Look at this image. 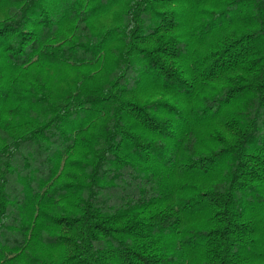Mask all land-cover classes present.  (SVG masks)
Here are the masks:
<instances>
[{"label": "trees", "instance_id": "trees-1", "mask_svg": "<svg viewBox=\"0 0 264 264\" xmlns=\"http://www.w3.org/2000/svg\"><path fill=\"white\" fill-rule=\"evenodd\" d=\"M0 264H264V0H0Z\"/></svg>", "mask_w": 264, "mask_h": 264}, {"label": "rangeland", "instance_id": "rangeland-1", "mask_svg": "<svg viewBox=\"0 0 264 264\" xmlns=\"http://www.w3.org/2000/svg\"><path fill=\"white\" fill-rule=\"evenodd\" d=\"M37 66V65H35ZM35 66H33L35 68ZM72 70H70L71 72ZM69 73V70L65 67L63 70L58 71L54 68H49V69H42V77L47 79V82L50 84H65V81L61 79V77L67 75ZM202 128V126H201Z\"/></svg>", "mask_w": 264, "mask_h": 264}]
</instances>
